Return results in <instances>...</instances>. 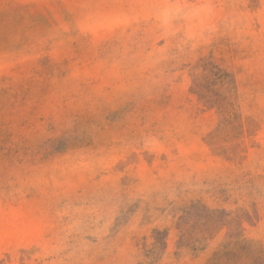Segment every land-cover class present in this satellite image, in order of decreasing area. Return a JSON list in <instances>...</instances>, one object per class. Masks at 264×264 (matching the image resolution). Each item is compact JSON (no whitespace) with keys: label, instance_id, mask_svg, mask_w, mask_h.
I'll return each instance as SVG.
<instances>
[{"label":"rangeland","instance_id":"rangeland-1","mask_svg":"<svg viewBox=\"0 0 264 264\" xmlns=\"http://www.w3.org/2000/svg\"><path fill=\"white\" fill-rule=\"evenodd\" d=\"M0 264H264V0H0Z\"/></svg>","mask_w":264,"mask_h":264}]
</instances>
